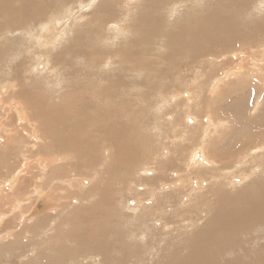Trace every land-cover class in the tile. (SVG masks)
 <instances>
[{"label":"rangeland","instance_id":"obj_1","mask_svg":"<svg viewBox=\"0 0 264 264\" xmlns=\"http://www.w3.org/2000/svg\"><path fill=\"white\" fill-rule=\"evenodd\" d=\"M131 1L37 0L50 9V16L33 17L34 22L26 24L27 20L20 28L18 20L0 21V32L10 37L0 44V215L8 213L0 227V264H203L215 253L214 264H264V246L255 243L264 241V233L256 226L246 230V224L230 226L228 239H235L234 243L218 232L205 255L191 253L196 227H207V219L219 211L221 197L232 196L229 208L220 207L223 213L239 207L251 213L264 206V154L254 163L241 161L264 137V122L257 120L264 116V62H256L264 60V28L262 35L253 25L264 18V9L257 12L258 0H248L244 9H235V15L221 0ZM179 1L181 13L175 15ZM244 10L251 13L247 16ZM213 13L218 23L229 21L226 15H231L248 33L245 39H232L234 45L211 43L210 37L195 65V54L183 47L192 41L190 17L205 18L209 24L207 18L213 19ZM174 17L182 20V30L173 25ZM120 22L128 27L125 36L111 29ZM40 26L49 28L47 44L64 36L44 49L17 30L34 31ZM154 26L182 34L185 43L167 49L171 39L161 40ZM48 50L52 54L45 62ZM81 52L85 59L79 57ZM39 56L42 60L37 61ZM136 58V62H153L150 70L143 64V69H134L136 62L131 67ZM240 65L250 75L223 76L226 69ZM194 76L195 82L188 83ZM36 97L47 113L38 114ZM29 103H34L32 108ZM239 103L246 107L241 112L236 111ZM23 113L29 115L28 121ZM208 115L221 119L222 126L207 135ZM32 122L39 125L40 134L29 126ZM106 124L115 126L116 133L105 129ZM123 131L127 136L120 134ZM73 133L77 137H71ZM199 149L214 169L205 161L191 163ZM16 174L21 176L12 187ZM247 197L254 200L250 207ZM186 226L195 232L189 234ZM243 247L247 252L241 254ZM226 253H234L231 258L241 256L230 259Z\"/></svg>","mask_w":264,"mask_h":264},{"label":"bare ground","instance_id":"obj_2","mask_svg":"<svg viewBox=\"0 0 264 264\" xmlns=\"http://www.w3.org/2000/svg\"><path fill=\"white\" fill-rule=\"evenodd\" d=\"M13 1H15L16 2V0H13ZM127 1V0H126ZM131 1V0H130ZM157 1V0H156ZM159 1V0H158ZM192 2H193V0H191ZM197 1V0H196ZM222 2H224V1H227V4H226V6H227V8H228V11H230L229 9H238V8H240V7H242L243 9L247 6V1L248 0H221ZM250 1V0H249ZM31 2H32V4H31ZM37 2V0L35 1V0H20V2H19V4H14L11 0H0V21L1 22H3L4 20H7V21H16V20H18L19 21V28L20 27H23L24 26V24L26 23L25 21H29V22H27L26 24H28V23H32V20H33V22L35 21V19H32L31 20V18H33V17H36L37 16V18L36 19H38V18H40V16H42V17H47V15L48 16H50V14H48L50 11V9H46L45 8V6H43V5H41V4H39L38 2ZM100 3V0H91V4H96V3ZM132 2V1H131ZM130 2V3H131ZM134 2V1H133ZM132 2V3H133ZM185 2V1H184ZM98 3V4H99ZM129 3V4H130ZM187 3V2H186ZM191 3V2H190ZM257 3H259V6H257L258 8H257V12H259V11H261V10H263L264 9V0H258L257 1ZM256 3V4H257ZM80 4V2H78L77 3V5H79ZM101 4H102V2H101ZM128 4V5H129ZM221 4V3H220ZM223 4H225V3H223ZM65 5V4H64ZM102 5H104V4H102ZM180 5H182V1H179V2H177V4L175 5L176 6V8H175V15H177V14H180L181 13V9H180ZM198 5V4H197ZM50 6V5H49ZM52 6V5H51ZM100 6V5H99ZM189 6V5H188ZM104 7V6H103ZM102 7V8H103ZM196 7V6H195ZM52 8V7H51ZM54 8V7H53ZM100 8V7H99ZM102 8H101V10H102ZM193 8V7H192ZM218 8V7H217ZM223 8V7H222ZM59 9V8H58ZM42 10H48V12L47 13H44V12H41ZM153 10V9H152ZM193 10V9H192ZM222 10V9H221ZM58 11V10H57ZM103 11V10H102ZM190 11V10H189ZM211 11H213V10H211ZM245 11V13L247 14V16L251 13V10H244ZM83 12V11H82ZM170 13H171V11H169ZM213 12H215V11H213ZM253 12H255V11H253ZM59 13H60V11H59ZM226 13V12H225ZM231 14V13H230ZM235 14H238V10L236 11L235 10V12H234V15ZM76 15V14H75ZM196 15V14H195ZM204 15V14H203ZM254 15H255V13H254ZM155 16V15H154ZM174 16V15H173ZM217 15H216V13H213V15H212V17H213V19H209V18H207V23H209V24H205L204 23V19L202 20V19H200V18H193V17H190L191 18V20H189V23H190V25H189V28H191V32H190V35H191V38H192V41H190L187 45H185V46H183L184 47V50H188V51H191V52H193L194 54H195V56H196V58H194V62H193V64H195V63H197L198 61H199V56L201 55V54H205V48L207 47V45H208V43H207V40L210 38V37H212V38H210L209 40H210V42L211 43H213V42H215L216 44L218 43V44H222V43H224V42H226V43H228V45L230 44V45H234V43H232L231 41H232V39H237V37H243L244 39L246 38V35H247V30H245L244 28H242V27H240V26H237L238 24L235 22V20L236 19H233V18H231V15H226V18L229 20V21H227V20H221V21H219V23L217 22V20L216 19H214V17H216ZM186 17V16H185ZM222 17V16H221ZM151 18H153L152 16H151ZM171 18V17H170ZM179 17H177V18H173L171 21H172V23H174L173 25L175 26V27H180L181 26V30H182V20H177L178 21V26L176 25V22L177 21H175L176 19H178ZM254 18H255V16H254ZM41 19H43V18H41ZM147 19V18H146ZM146 19H145V21H146ZM150 19V18H149ZM168 19V18H167ZM183 19V18H182ZM189 19V18H188ZM3 20V21H2ZM31 20V21H30ZM154 20V19H153ZM44 21V20H43ZM150 21H152V19H150ZM156 21H157V19H156ZM155 21V22H156ZM161 21V20H160ZM147 22V21H146ZM153 22V21H152ZM188 22V21H187ZM37 24H38V21L36 22ZM36 23H34L35 25H36ZM148 23H149V21H148ZM167 23V22H166ZM170 23V22H169ZM20 24H23V25H21L20 26ZM146 24V23H145ZM157 24H159L158 22H157ZM165 24V23H164ZM163 24V25H164ZM1 25V24H0ZM80 25V24H79ZM119 25V26H118ZM118 25H115V27H112L111 26V29L114 31V32H118V31H120V32H124V36L126 35L125 34V31L126 30H128V27L127 26H124L121 22L118 24ZM161 25V24H160ZM166 25V24H165ZM171 25V24H170ZM253 25H254V27L255 28H258V31H259V33H262V30H261V28H264V18L263 19H261V20H255L254 22H253ZM6 26H8L7 25V23H6ZM54 26H55V24H54ZM71 26V25H70ZM167 26V25H166ZM172 26V25H171ZM147 27V26H146ZM140 28V27H139ZM171 28V27H170ZM16 30V29H15ZM18 30V33L20 34V35H22V33L25 35V37H27L26 39L28 40V41H30L31 43H35L36 44V46L37 47H41V48H46L48 45H50L51 43H55V42H60L61 41V37H63L64 35H60V37H58V38H56V39H54V37H53V39L51 40V43H49V44H47L48 43V38H46L47 36H49V35H47L46 37H45V35H46V33H49L48 31H49V28L48 27H44V26H40V27H38L36 30H34V31H29V30H27V29H17ZM60 30V29H59ZM139 30V29H138ZM173 31H174V29H172ZM181 30H179L180 31V33H181ZM39 31H41V33H42V36H41V38H40V36L38 35L39 34ZM135 31V30H134ZM133 31V32H134ZM137 31V30H136ZM148 31V30H147ZM154 31H156L157 33H158V35L161 37V40H164V39H166V38H170L171 39V41H172V43L170 42V44H168V45H171V46H167V49H169V48H173V46H175V43L176 42H183L182 41V34H179V35H177V34H174V33H172L171 31H170V29L168 30V28H165V29H162V27L160 28V27H157V26H154ZM185 31L187 32V28L185 29ZM256 32V30H253L252 32H251V34H253V33H255ZM41 33H40V35H41ZM185 33V32H184ZM198 33H200L201 34V36H202V38H199V40H197V35H198ZM7 34V35H6ZM16 33H14V35H15ZM113 34H115V33H113ZM220 34H224L226 37L224 38V37H222V36H219ZM2 35V36H1ZM17 35V34H16ZM57 35V34H56ZM262 35H263V33H262ZM0 44H4L3 42H4V39L5 38H7V42L8 41H10V37H8V33H1L0 32ZM151 36V35H150ZM16 38V36L14 37V39ZM114 37H112V39H113ZM153 39H154V37H152ZM168 38V39H169ZM32 39V40H31ZM34 39V40H33ZM49 39H50V36H49ZM158 39V38H157ZM160 39V38H159ZM169 39V40H170ZM16 40V39H15ZM148 40V39H147ZM168 40V41H169ZM188 40V39H187ZM33 41V42H32ZM237 41V40H236ZM242 41H243V39H242ZM19 42H22V44L24 43V41H23V36L22 37H20L19 38ZM105 42V41H104ZM149 42H150V40H149ZM173 42H174V44H173ZM188 42V41H187ZM240 42V41H239ZM34 43L32 44V45H34ZM105 43H108V42H105ZM140 43V42H139ZM183 43H185V42H183ZM47 44V45H46ZM26 45V44H25ZM184 45V44H183ZM5 46V45H4ZM179 46H181V45H179ZM203 46V47H202ZM217 46V45H216ZM134 47V46H133ZM162 47V46H161ZM182 47V48H183ZM7 48V47H6ZM181 48V49H182ZM208 48H211V47H208ZM214 48H216V47H214ZM218 48V47H217ZM39 49V48H38ZM79 49V48H78ZM131 49V48H130ZM53 50H54V48H53ZM210 50V49H209ZM121 51V50H120ZM126 51V53H127V50H125ZM168 51V50H167ZM205 51V52H204ZM224 51V50H223ZM264 51V50H263ZM74 52H76V53H78V50H74ZM171 52V51H170ZM46 54H45V56H44V60H45V62H48V61H50L49 60V58H50V56H51V54H52V52L50 51V50H48L47 52H45ZM101 53V52H100ZM63 54V53H62ZM61 54V55H62ZM104 54V53H103ZM148 54V57H149V53H147ZM153 54V53H152ZM207 54V53H206ZM79 55V57H81L82 59L84 58V56L86 55V54H84V53H79L78 54ZM77 55V56H78ZM128 57H129V55H128V53L126 54ZM124 56V57H127V56ZM157 55V54H156ZM168 55V54H167ZM101 56H103L102 54H101ZM168 56H170V55H168ZM17 57V56H16ZM53 57V56H52ZM67 57V56H66ZM97 57V56H96ZM127 57V58H128ZM135 57H137V56H135ZM139 57V56H138ZM159 57H160V55L158 54L157 56H156V60H158L159 59ZM254 57V56H253ZM42 60V57H37V61H39L40 59ZM58 57H57V55H56V59H57ZM162 58V57H161ZM163 58H167V56H164ZM85 59V58H84ZM202 59V58H201ZM211 59H213V57H211ZM210 59V61H212ZM226 59H228V58H226ZM139 60V58H136V59H134L133 61H131V67L133 66V64H135L134 62H136V61H138ZM141 60H142V58H141ZM222 60V59H221ZM21 61V60H20ZM68 61V60H67ZM95 61H97V60H95ZM146 60H144V62H142V61H139V62H136L137 64H136V66L134 67V69H139V70H141V69H143V68H147V70L149 69L150 70V66L149 65H151L153 62H151V63H149V62H145ZM175 61V60H174ZM185 61V60H184ZM183 61V63H185V64H189V65H191L192 63L190 62V61H188V62H184ZM43 62V61H42ZM123 62H128V61H123ZM173 62V61H172ZM182 62V61H181ZM207 62V61H206ZM231 62V61H230ZM256 62H257V65H262L263 63L262 62H264V60L262 61V60H260V59H256ZM39 63V62H38ZM106 63V62H105ZM104 63V64H105ZM111 63V62H110ZM156 63H158V61H156ZM168 63H169V61H168ZM216 63V62H215ZM221 63H223V61H221ZM56 64V63H55ZM93 64H96V62L95 63H93ZM129 64V63H128ZM140 64H143L144 66H143V68L142 67H140ZM172 64V63H171ZM214 64V63H213ZM39 65V64H38ZM196 65V64H195ZM243 65V64H242ZM47 66V65H46ZM98 66V65H97ZM128 66H130V65H128ZM222 66V68H223V65H221ZM109 67V66H108ZM127 67V66H126ZM130 67V68H131ZM194 67L195 66H190V69H194ZM99 68H100V66H99ZM263 68H264V66H263ZM128 69V68H127ZM127 69H123L124 71H126ZM241 69H243V66H238V67H230L229 69H226L225 70V75H223V76H225V77H229V76H236V75H238V74H241L240 72H242V73H247L246 75H250L249 74V72H243ZM106 70V69H105ZM133 71V70H132ZM139 72V71H138ZM196 72V71H195ZM220 74V73H219ZM101 75L103 76V75H105L102 71H101ZM166 75V74H165ZM141 76V75H140ZM216 76V75H215ZM137 77V76H136ZM214 77V76H213ZM218 77V76H217ZM217 77H216V79H217ZM222 77V76H221ZM220 77V78H221ZM221 80V79H220ZM219 80V78H218V81H220ZM141 81V80H140ZM215 81V79L213 80V82ZM193 82H195V76L194 77H192L189 81H188V83H193ZM217 82V81H216ZM214 84V83H213ZM50 84H48V86H49ZM145 85V84H144ZM215 85V84H214ZM213 85V87L215 88L216 86H214ZM218 85V84H217ZM187 86V85H186ZM66 87V86H65ZM145 89V88H144ZM216 89V88H215ZM15 91V90H14ZM111 91V90H110ZM109 91V92H110ZM186 91V90H185ZM19 92V91H18ZM108 91L106 92L107 94H110ZM180 92V91H179ZM147 93V92H146ZM183 93V92H182ZM167 95V94H166ZM180 95V94H179ZM185 95V94H184ZM33 96V95H32ZM169 96V95H168ZM181 96V95H180ZM14 97V96H13ZM26 97V96H25ZM25 97H24V99H25ZM163 97H164V95H163ZM21 98V97H20ZM37 98V97H36ZM140 98V97H139ZM159 98V97H158ZM32 99H34V97H32ZM78 99V98H77ZM164 99H165V97H164ZM25 100H28V99H25ZM111 100V99H110ZM138 100V99H137ZM162 100H163V98H162ZM30 101V100H29ZM76 101V100H75ZM134 101V100H133ZM31 102V101H30ZM36 105H34V107H35V109L37 110V112H38V114H41V115H43L44 113H47L46 112V110H45V108L43 107V106H45V105H42V102L41 101H39V99L37 98L36 100H34L33 101ZM78 102V101H77ZM83 102V101H82ZM81 102V104H82V106H83V103ZM118 102V101H117ZM166 100L163 102L164 103V105H166ZM241 102V101H240ZM17 103V102H16ZM33 103V104H34ZM26 104H28V101H27V103ZM30 105L32 104V103H29ZM33 104L31 105V107H29V108H32V106H33ZM85 104H86V102H85ZM114 104V103H113ZM30 105H27L26 107H28V106H30ZM125 105V104H124ZM145 105V104H144ZM81 106V107H82ZM114 106V105H113ZM118 106V105H117ZM48 107V106H47ZM46 107V108H47ZM79 107V106H78ZM80 107V108H81ZM84 107V106H83ZM86 107V106H85ZM163 107V106H162ZM95 108V107H94ZM125 108V107H124ZM244 108H246L245 107V103H239V105H238V107H236V111L237 112H241V109H244ZM51 109V108H50ZM57 108H55V110H56ZM75 109V108H74ZM79 109V108H78ZM112 109V108H111ZM20 110V109H19ZM33 110V109H32ZM58 110V109H57ZM106 112H108L109 111V109L106 107ZM77 111V110H76ZM84 111H85V109H84ZM97 111V110H96ZM112 111V110H111ZM100 112V111H99ZM98 112V113H99ZM124 112H126V111H124ZM53 114H56V112L55 111H53L52 112ZM76 113V112H75ZM98 113H97V115H98ZM120 113V112H119ZM37 114V113H36ZM70 114V113H69ZM121 114H123L122 112H121ZM142 114V113H141ZM23 115H24V117H23V120H25V121H28V118H29V115L28 114H24L23 113ZM34 115V114H33ZM51 115V114H50ZM96 115V114H95ZM101 115V114H100ZM100 115H98V116H100ZM105 115V114H104ZM116 116V114H113V116ZM51 116H53V115H51ZM97 116V117H98ZM110 116V115H109ZM108 116V117H109ZM112 116V115H111ZM206 116V115H205ZM50 117V116H49ZM85 117V116H84ZM101 117V116H100ZM106 117V116H105ZM51 118V117H50ZM217 118V117H216ZM55 119V118H54ZM252 119V118H251ZM32 120H33V118H32ZM182 120V119H181ZM257 120H261L262 122H264V116L263 117H261V116H258L257 117ZM57 121V120H56ZM101 122H102V120H100ZM225 121V120H224ZM52 122V121H51ZM55 122V121H54ZM94 122V121H93ZM100 122V123H101ZM98 123V122H97ZM108 123H110V122H108ZM113 123V122H112ZM183 123V122H182ZM205 123H207V125H206V130H205V133L208 135V133L211 131V130H214L215 128L216 129H219L221 126H222V121H221V119L220 120H216L215 118L213 119L212 117H210L209 115H208V117L205 119V121H204V124ZM69 125L68 126H70V123H68ZM124 124V123H123ZM126 124V123H125ZM56 125V124H55ZM57 125H59V124H57ZM62 125H63V121H62ZM65 125V124H64ZM99 126H100V124H98ZM260 125V124H259ZM30 127L32 126L33 127V129H34V132L35 133H39L40 131H39V125H37V124H35V123H33L32 122V125L30 124L29 125ZM261 126V125H260ZM103 127L105 128V129H108L110 132H112L113 134L114 133H116L114 130H115V126H113V125H108V124H106L105 126L103 125ZM125 127V126H124ZM134 127V126H133ZM64 127L62 126V129H63ZM103 128V129H104ZM125 128H127V127H125ZM61 129V128H60ZM103 129H102V131H103ZM120 129V128H119ZM79 130V129H78ZM99 130H100V127H99ZM127 130V129H126ZM175 130V129H174ZM42 131V130H41ZM64 131H66V129L64 128ZM116 131H118V130H116ZM252 131V130H251ZM61 133H64L63 131H60ZM59 132V133H60ZM67 132V131H66ZM79 132V131H78ZM89 132V131H88ZM100 131H97V134L99 133ZM125 132V133H124ZM257 132H259V131H257ZM37 133V134H38ZM127 133V131H123V132H121L120 134H122V135H125ZM40 134V133H39ZM66 134V133H65ZM74 135H72L71 134V137L72 136H74V137H77V134L76 133H73ZM93 134V133H92ZM70 135V134H69ZM34 136H35V134H34ZM39 136V135H38ZM68 136V135H67ZM126 136H127V134H126ZM79 137V136H78ZM113 138H114V136H112ZM117 137V136H116ZM68 138V137H67ZM66 138V139H67ZM99 138V137H98ZM112 138V139H113ZM119 138V137H118ZM120 138H121V136H120ZM128 139H129V136L127 137ZM83 139V138H82ZM111 139V138H110ZM122 139V138H121ZM70 140V139H69ZM68 140V141H69ZM74 140V139H73ZM73 140H71V141H73ZM76 140H77V138H76ZM126 140V139H125ZM124 140V141H125ZM130 140V139H129ZM39 141V140H38ZM70 141V142H71ZM108 141V140H107ZM123 141V140H122ZM123 141V142H124ZM74 142H75V140H74ZM73 142V143H74ZM99 142V141H98ZM121 142V141H120ZM127 142V141H126ZM85 143V142H84ZM105 143V142H104ZM112 143V142H111ZM72 144V143H71ZM100 144V143H99ZM119 144V143H118ZM102 145V144H101ZM106 145H108V144H106ZM115 145V144H114ZM126 145V144H125ZM124 145V146H125ZM258 145H260V146H262V150H260L259 149V146ZM258 145H255V146H253V147H250L249 149H248V151H247V153H245L243 156H242V159H241V161H246V160H248L250 163H254L256 160H253V159H259V157L258 156H260L261 157V154H264V137L262 138V140H261V142L258 144ZM73 146V145H72ZM78 146V145H77ZM110 147V146H109ZM127 147V146H126ZM63 148V147H62ZM78 148V147H77ZM76 148V149H77ZM117 148H119V147H117ZM130 148V147H129ZM131 149V148H130ZM89 150V149H88ZM110 150H111V148H110ZM126 150V149H125ZM129 150V149H128ZM258 150L259 151H261L260 153H258L257 154V152H258ZM173 151V150H172ZM102 152V151H101ZM105 153H107L106 151H105ZM104 153V154H105ZM197 153V152H196ZM111 154H112V152H111ZM103 155V154H102ZM113 155V154H112ZM110 156V155H109ZM43 158V157H42ZM108 158V157H107ZM75 159V158H74ZM205 159V155H204V153H203V151L201 150V149H199V154H198V157H197V155H196V157H195V159L193 158V160L191 159V163L192 164H198V163H201V162H203V161H205L204 160ZM107 160V159H106ZM108 160H109V158H108ZM111 161V160H110ZM109 161V162H110ZM194 161H195V163H194ZM41 162V161H40ZM45 162V161H44ZM43 162V163H44ZM51 162V161H50ZM43 163L41 164V165H43ZM103 163V162H102ZM212 161L211 160H209V159H207L206 161H205V163L204 164H207L210 168H213L214 169V167L212 166ZM45 164H46V162H45ZM55 165V164H54ZM105 164L103 163V166H104ZM263 165V164H262ZM212 166V167H211ZM92 168V167H91ZM126 171H127V169H126ZM154 171V170H153ZM240 171H241V173H245V171H243L242 172V168H240ZM24 172V170L23 171H21V173H23ZM44 172H45V170H44ZM93 172V171H92ZM114 172V171H113ZM146 172V171H145ZM239 172V170H237V171H235L234 173H238ZM249 172V171H248ZM221 174V173H220ZM226 174V173H225ZM97 175V174H96ZM123 175V174H122ZM227 175V174H226ZM19 176H21L20 174H16L15 175V177H14V180H13V184H12V187H13V185H14V183H17L18 181V178H19ZM73 176H75V175H73ZM217 176V175H216ZM249 176L251 177L252 176V172H249ZM17 177V178H16ZM242 177V176H241ZM240 177V178H241ZM248 177V176H247ZM122 178V177H121ZM139 178V177H138ZM224 178V177H223ZM228 179H230V178H228V176H227V180ZM68 184H70L71 182L70 181H66ZM204 186V185H203ZM100 187V186H99ZM70 188V187H69ZM202 188H204V187H202ZM0 189H1V185H0ZM103 193H105L104 191H103ZM102 193V194H103ZM230 195V194H229ZM229 195L227 194L226 196H223V197H221V203L219 204V211L214 215L213 214V219H211V217L210 218H208L207 219V221H206V225H207V227L205 228L203 225H201V226H199V227H196V233L193 235V238H192V240H191V243H193L192 244V246H193V248L191 249V253L192 254H195V256L196 255H198V256H201V255H205L211 248H212V246H213V241H214V239L212 238L215 234H217L218 232L220 233V235H226V237H227V240H229L228 238H231V230H230V226H243L244 227V224H246L247 225V227H244V229H250L252 226H256V227H258V229L260 230V232L261 233H264V206H261V209H262V211H256V212H251V213H249V209H245V210H243L242 208H237L238 209V211L237 210H233V209H229V210H227L226 211V213H223V212H221L220 211V207H224V208H226L227 209V207L229 208V206H231L232 205V200L230 199V197H229ZM231 196V195H230ZM106 197V196H105ZM232 197V196H231ZM214 198V197H213ZM218 198V197H217ZM215 199V198H214ZM246 200L248 201V203H249V207L250 206H252V204H253V198H251V197H247L246 198ZM212 201H213V199H212ZM211 201V202H212ZM108 202V201H107ZM115 202V201H114ZM215 202V201H214ZM46 203V202H45ZM115 204V203H114ZM143 204V203H142ZM210 204V203H209ZM212 204V203H211ZM234 204V203H233ZM44 206V205H43ZM50 206V205H49ZM139 206V205H138ZM238 206V205H237ZM213 207V206H212ZM211 207V208H212ZM234 207H235V205H234ZM45 208V207H44ZM52 208V207H51ZM216 208V207H215ZM215 208H212V209H215ZM235 209V208H234ZM36 212H37V210L36 209H34ZM2 215H0V227L5 223V220L7 219L6 218V216L8 215V213H1ZM139 214V213H138ZM206 215V214H205ZM246 216V217H245ZM137 217V216H136ZM161 217V216H160ZM155 218V217H154ZM23 219V218H22ZM137 219V218H136ZM131 220V219H130ZM150 220V219H149ZM22 221V220H21ZM183 221V220H182ZM195 222V221H194ZM130 223H132V222H130ZM191 223V222H190ZM141 225H143V224H141ZM185 225H187V224H185ZM185 225H183V226H185ZM189 225V224H188ZM150 226V225H149ZM179 229L182 227V223H181V225H178L177 226ZM183 228V227H182ZM184 228H188L189 229V231L188 230H186V232L188 231L189 232V234H193L194 232H195V228L193 227L192 229H190L191 228V226H190V228L189 227H184ZM163 230V229H162ZM143 231V230H142ZM168 231H170L169 229H168ZM173 231H174V228H173ZM176 231V230H175ZM10 232H12V231H7L6 232V235L8 234L9 236L12 234V233H10ZM148 232V231H147ZM150 232V231H149ZM171 232V231H170ZM187 232V233H188ZM25 233V232H24ZM28 233V232H27ZM30 233V232H29ZM28 233V234H29ZM43 233V232H42ZM45 233V232H44ZM154 234V233H153ZM138 235V234H137ZM139 235H141V234H139ZM148 235V234H147ZM230 237H229V236ZM239 235H241V233H239L237 236L239 237ZM12 236H13V234H12ZM142 236V235H141ZM236 236V237H237ZM145 237V236H144ZM31 238V237H30ZM223 240V239H222ZM225 240V239H224ZM226 240V241H227ZM229 241H231V239L229 240ZM228 242V241H227ZM231 242H233V241H231ZM230 242V243H231ZM234 242H235V239H234ZM233 242V243H234ZM255 241H253V243H254ZM263 240L262 239H259L258 241H256L255 243H261L263 246H264V244H263ZM223 243V242H222ZM232 243V245H234ZM221 246V245H220ZM233 247V246H232ZM234 247H236L235 245H234ZM138 248V247H137ZM231 248V247H230ZM143 249V248H142ZM228 249V250H227ZM226 250H227V252L229 251V247L227 248ZM232 249V248H231ZM234 249V248H233ZM236 249V248H235ZM240 251L242 250L243 252H247V250H246V248L245 247H243L242 249H239ZM238 250V251H239ZM231 251V250H230ZM233 251H236V250H233ZM242 251H241V254H242ZM237 252V251H236ZM223 254H225V252H222ZM235 253V252H234ZM234 253H232L233 255H234ZM244 253V254H245ZM226 254H228V253H226ZM232 254H228V257L230 258V259H232V258H234V259H240V254H239V256H238V253L236 254L237 256H233L232 258H231V256H232ZM244 254H243V256H244ZM207 255H209V254H207ZM242 256V257H243ZM227 257V258H228ZM247 257V256H246ZM245 257V258H246ZM248 257H251V255L250 256H248ZM227 259V260H230V259ZM257 258H259V257H257ZM216 253L215 254H212L211 256H210V258H208V260H206L203 264H214V263H217L216 262ZM243 259V258H242ZM261 259V258H260ZM138 261V260H137ZM140 261V260H139ZM263 261V260H262ZM228 264H230V263H228Z\"/></svg>","mask_w":264,"mask_h":264},{"label":"water","instance_id":"obj_3","mask_svg":"<svg viewBox=\"0 0 264 264\" xmlns=\"http://www.w3.org/2000/svg\"><path fill=\"white\" fill-rule=\"evenodd\" d=\"M39 205H41V203H40V204H38V206H39Z\"/></svg>","mask_w":264,"mask_h":264}]
</instances>
